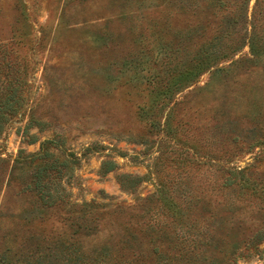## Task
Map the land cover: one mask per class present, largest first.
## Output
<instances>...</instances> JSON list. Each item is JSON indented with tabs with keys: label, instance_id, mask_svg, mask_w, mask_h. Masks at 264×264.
<instances>
[{
	"label": "rangeland",
	"instance_id": "obj_1",
	"mask_svg": "<svg viewBox=\"0 0 264 264\" xmlns=\"http://www.w3.org/2000/svg\"><path fill=\"white\" fill-rule=\"evenodd\" d=\"M212 1L0 0V81L21 101L0 135V262L175 260L178 201L207 257L264 264V0Z\"/></svg>",
	"mask_w": 264,
	"mask_h": 264
},
{
	"label": "trees",
	"instance_id": "obj_2",
	"mask_svg": "<svg viewBox=\"0 0 264 264\" xmlns=\"http://www.w3.org/2000/svg\"><path fill=\"white\" fill-rule=\"evenodd\" d=\"M215 0L212 1L214 3ZM224 0H217V3H223ZM258 2V0H257ZM182 5V3H180ZM185 4V3H184ZM261 28L259 31L264 32V21L259 25ZM256 27H254V30L250 36L249 41V48H250V59L251 61L257 65L259 62H264V42L262 35L259 34V31L256 32ZM200 64V63H199ZM198 66L194 65L190 69L186 70L184 74H182L183 79H192L194 78L197 73H199V70L197 69ZM0 135L3 132V128L5 123L8 121L7 117L8 115H14L21 104V101L19 97H17V87L15 86L14 82H16V78L5 76V80L0 81ZM262 144V143H260ZM39 157L43 158V162L45 163V167L42 170H54L56 163L58 162V157H54V153L50 152L48 148L43 149L41 151V155ZM111 164L114 165V163H110V166L105 168L104 172H108L114 169V167L111 166ZM43 165V166H44ZM42 167V166H41ZM232 174H233V183L236 180L237 176H244L242 169L238 167L232 168ZM37 181L40 179L39 175L37 176ZM122 178H130L128 175H122ZM248 182V180H247ZM226 185H229L232 183L231 179L226 180ZM124 186V181L122 182ZM46 186V185H45ZM174 205H176V209H173V214H170L172 217L171 222H177V224H170V222L166 221L163 223L165 227L171 228L170 230L174 231V235H176V238L179 241H188L187 245H183V248L185 249V254L182 255V257H179L175 260H165L160 262V264H222L223 260H216L214 257L209 256L207 257L205 255V251L203 249V243L207 237L204 235V227L202 226L200 229H196V225L198 224L197 219H195L193 222H189L190 216L186 214V212L183 211V208L181 207L180 203L178 201H174ZM172 207V206H171ZM174 208V207H173ZM187 209H190L187 207ZM187 220V221H185ZM160 222V221H159ZM162 223V222H161ZM166 229H163L165 232ZM263 233L262 231L254 235L252 238H250V245L251 246H258L263 241ZM209 236L211 237L210 240H207V243H213L215 238V233H209ZM237 242H233L232 250L233 253H235L237 248ZM79 253V251L77 250ZM187 257V258H186ZM186 258V259H185ZM237 257H233V263L236 264ZM0 264H5V262H0ZM30 264V263H29ZM41 264V263H39Z\"/></svg>",
	"mask_w": 264,
	"mask_h": 264
}]
</instances>
